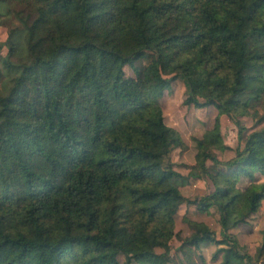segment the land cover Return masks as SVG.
I'll return each instance as SVG.
<instances>
[{
  "label": "trees",
  "instance_id": "1",
  "mask_svg": "<svg viewBox=\"0 0 264 264\" xmlns=\"http://www.w3.org/2000/svg\"><path fill=\"white\" fill-rule=\"evenodd\" d=\"M0 24V264H166L172 236L218 245L217 264H264V227L254 255L232 231L264 200V0H0ZM176 79L183 104L235 122L230 159L214 127L186 174L168 161L184 147L160 102ZM200 178L214 191L186 195ZM183 203L213 207L219 236L191 217L174 231Z\"/></svg>",
  "mask_w": 264,
  "mask_h": 264
},
{
  "label": "rangeland",
  "instance_id": "2",
  "mask_svg": "<svg viewBox=\"0 0 264 264\" xmlns=\"http://www.w3.org/2000/svg\"><path fill=\"white\" fill-rule=\"evenodd\" d=\"M8 27L0 24V55L7 53V48L3 44L8 35ZM145 62V61H143ZM127 76H133L130 67H124ZM186 97V89L180 79L170 82L164 91L160 102L168 126L174 128L179 134L184 144L183 148H174L169 152L168 161L171 162L173 168L183 174H186L194 162H196L195 154L197 151L196 140L200 139L204 132L216 127L221 134L222 148H213V153L219 160H228L234 155L236 146L238 145L237 127L235 122L226 115H219L217 109L210 105L206 107H195L194 105H185L183 100ZM238 120L246 128V132L258 128L260 124L256 123L255 117L244 115L239 116ZM210 164V161H207ZM264 179L263 175L259 176ZM250 181L245 177L235 180V188L239 190L245 189ZM184 193L189 197L202 196L214 191L213 183L205 178L191 179L182 187ZM183 203L173 219L174 231L182 237L188 235L190 230L184 222V217H191L195 220L205 222L211 229L218 234V214L212 207L207 213H200ZM264 227V200L257 212L251 215L249 221L245 224H239L232 231L236 235L238 243L243 250L250 255H254L260 245L259 231ZM180 240L176 236H172L168 241L169 260L166 264H217L212 256L218 245L203 242L195 247H180ZM157 253H162L163 248L157 247ZM122 260V255L119 256ZM72 264H77V260L70 258ZM135 264H139L137 261ZM254 264H260L256 261Z\"/></svg>",
  "mask_w": 264,
  "mask_h": 264
}]
</instances>
